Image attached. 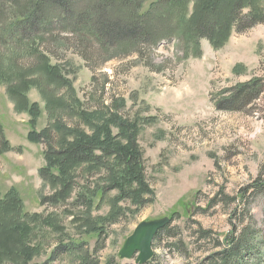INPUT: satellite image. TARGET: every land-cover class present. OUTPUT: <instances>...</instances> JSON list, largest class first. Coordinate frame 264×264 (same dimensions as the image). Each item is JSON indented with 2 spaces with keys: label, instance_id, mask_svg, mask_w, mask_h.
<instances>
[{
  "label": "rangeland",
  "instance_id": "1",
  "mask_svg": "<svg viewBox=\"0 0 264 264\" xmlns=\"http://www.w3.org/2000/svg\"><path fill=\"white\" fill-rule=\"evenodd\" d=\"M216 1L136 3L150 46L64 17L25 31L29 0H0V264H137L126 239L163 217L176 235L146 264H225L247 233L227 264H264V23L197 30ZM247 86L254 97L232 105ZM79 140L97 155L43 177L49 146Z\"/></svg>",
  "mask_w": 264,
  "mask_h": 264
},
{
  "label": "trees",
  "instance_id": "2",
  "mask_svg": "<svg viewBox=\"0 0 264 264\" xmlns=\"http://www.w3.org/2000/svg\"><path fill=\"white\" fill-rule=\"evenodd\" d=\"M75 1L76 0H29V8L24 16L25 21L21 22L18 26L25 31H36L42 28L44 24H49V26L52 25L51 18L59 20V18L63 19L64 17L67 19V22L70 20V22H74L78 26L90 24L93 33L97 32L99 38L103 41L111 42L141 35L151 39L150 46L156 44L152 36H155L157 32L152 31L149 27H142L141 30L137 28V21L141 18V15L135 7L137 6L136 3L143 0H92L89 5H86L79 11L75 8ZM215 3L217 8H214L215 6L206 8L200 14L196 22L197 30L207 33L211 31L215 32L220 28H225L231 22H240L241 20L248 21L250 26L257 23H264V15L259 14V12H253L248 15L252 18L244 17L242 14L244 8L254 4L255 0H217ZM48 6H54L61 12L59 14H47L45 10ZM159 18L168 19L167 25L172 28L176 24L172 18L163 16H159ZM163 33L164 39L170 38L173 35L171 30H163ZM253 95H255L254 92H252L248 86L243 87L238 89L235 97H233L230 102L232 105L247 103L254 97ZM37 136L39 138L42 135L37 134ZM34 138L36 139V137ZM97 149H99V146L92 140L89 142L79 140L59 150H55L53 146L50 145L46 155L48 161L47 165L41 170L42 176L47 177L51 174L53 167L57 164L55 161L58 159L61 163L69 165L84 163L87 161V158H94L95 155H97L95 154ZM65 167L66 166L61 169L65 170ZM259 187H261L264 192V184L259 183ZM164 233L176 235L175 233L173 234L169 224L159 231L155 240L160 238ZM250 235V233L245 234L238 242L232 240L231 248L224 252L222 258L223 260L225 259V264H227L228 261L233 262V258H237V255H242L241 245H243L245 241L243 239L247 240Z\"/></svg>",
  "mask_w": 264,
  "mask_h": 264
},
{
  "label": "water",
  "instance_id": "3",
  "mask_svg": "<svg viewBox=\"0 0 264 264\" xmlns=\"http://www.w3.org/2000/svg\"><path fill=\"white\" fill-rule=\"evenodd\" d=\"M171 221L163 217L140 222L126 239L120 255L123 258H135L137 264H146L155 254L154 242L159 231Z\"/></svg>",
  "mask_w": 264,
  "mask_h": 264
}]
</instances>
